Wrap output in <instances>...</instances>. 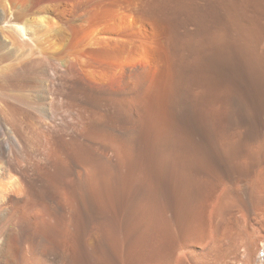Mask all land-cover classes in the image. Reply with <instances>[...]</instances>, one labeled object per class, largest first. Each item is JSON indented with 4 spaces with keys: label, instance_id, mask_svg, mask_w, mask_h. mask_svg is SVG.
<instances>
[{
    "label": "bare ground",
    "instance_id": "6f19581e",
    "mask_svg": "<svg viewBox=\"0 0 264 264\" xmlns=\"http://www.w3.org/2000/svg\"><path fill=\"white\" fill-rule=\"evenodd\" d=\"M27 4L0 13L37 41L0 35V264H264V0Z\"/></svg>",
    "mask_w": 264,
    "mask_h": 264
},
{
    "label": "rangeland",
    "instance_id": "374dc122",
    "mask_svg": "<svg viewBox=\"0 0 264 264\" xmlns=\"http://www.w3.org/2000/svg\"><path fill=\"white\" fill-rule=\"evenodd\" d=\"M14 1H17V0H0V13H3V14H9V16H11L13 9L11 8L12 7V4ZM54 1H57V0H28V4H27V8L29 9V15L31 18H45L43 20V24H44V21L47 22V23H50L51 22V18L54 17L52 11L50 10L49 8V4L51 2L54 3ZM33 6V7H32ZM48 9V10H47ZM50 10V11H49ZM33 11V12H32ZM51 12V13H50ZM42 15V16H41ZM52 15V17H51ZM49 16V17H48ZM51 17V18H50ZM49 18V19H48ZM47 19V20H46ZM50 20V21H48ZM42 22V21H41ZM18 25H16L15 23L13 22H8V21H4V22H0V35L2 37H5L7 38L6 40L9 42V45L10 47H13L15 45L14 42L16 43L17 47H20L23 45L24 42L28 43V45L30 47H37V41L34 39V36L33 34L29 33L25 28H17ZM26 30V31H25ZM17 31V32H16ZM20 31V33H19ZM44 31L40 30V33L39 35H42ZM5 33V34H4ZM17 33V34H16ZM22 33H26L25 35ZM29 33V34H27ZM8 34V35H7ZM10 36V37H9ZM19 37V38H18ZM21 37V38H20ZM9 38V39H8ZM42 41L40 43V46L43 47L45 45H47L46 42ZM35 43V44H34ZM46 43V44H45ZM12 45V46H11ZM32 45V46H31ZM35 45V46H34ZM55 53V52H54ZM90 57L92 59H94L95 57L93 56V54H89ZM96 60V58L94 59ZM84 74H86V72L84 71ZM84 77H87V76H84ZM29 96L32 98L33 94L32 92H28ZM85 96V95H84ZM87 96V95H86ZM86 99V97H84V100ZM32 101V99H31ZM53 102V103H52ZM47 104V105H46ZM58 101H54L52 99L51 96H48L47 99L44 100L43 104H42V107L47 109L46 107H48V109L51 107L56 110V113H57V117L58 118H64L67 116V112L65 109H58ZM0 105H3V102L0 101ZM50 105V106H49ZM52 105V106H51Z\"/></svg>",
    "mask_w": 264,
    "mask_h": 264
}]
</instances>
